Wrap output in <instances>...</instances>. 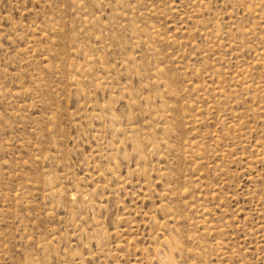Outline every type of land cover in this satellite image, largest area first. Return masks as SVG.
Instances as JSON below:
<instances>
[{
    "label": "rangeland",
    "instance_id": "obj_1",
    "mask_svg": "<svg viewBox=\"0 0 264 264\" xmlns=\"http://www.w3.org/2000/svg\"><path fill=\"white\" fill-rule=\"evenodd\" d=\"M0 264H264V0H0Z\"/></svg>",
    "mask_w": 264,
    "mask_h": 264
}]
</instances>
